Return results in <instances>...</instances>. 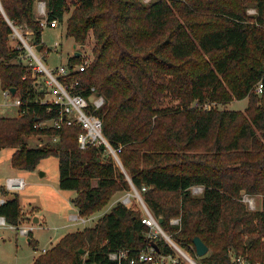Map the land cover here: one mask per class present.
<instances>
[{
	"label": "trees",
	"instance_id": "trees-1",
	"mask_svg": "<svg viewBox=\"0 0 264 264\" xmlns=\"http://www.w3.org/2000/svg\"><path fill=\"white\" fill-rule=\"evenodd\" d=\"M39 1L46 3L48 22L63 23L70 13L66 31L76 44L85 48L92 34L93 60L76 89L89 97L94 87L104 97L96 114L122 165L103 144L80 149L79 127L40 126L57 118L60 107L41 102L22 42L10 46L14 28L26 26L31 44L44 51L34 11ZM0 3V84L4 91L15 88L21 102L18 117H0V150H13V168L31 171L57 157L59 187L76 192L82 217L135 186L152 214L163 218V230L198 264H235L231 251L264 264V89L255 92L264 84V0ZM250 8L257 13L249 14ZM80 61L73 55L69 64ZM244 99V111L212 106ZM32 136L57 140L30 147ZM195 186L203 187L199 196L191 192ZM0 193L6 198L0 216L19 226L18 193L4 187ZM242 193L261 195L262 210H249ZM173 217L179 225L170 223ZM197 236L209 247L202 257ZM149 247L176 255L138 210L118 202L93 227L66 234L33 264H120L112 252L128 250L131 258Z\"/></svg>",
	"mask_w": 264,
	"mask_h": 264
},
{
	"label": "rangeland",
	"instance_id": "rangeland-1",
	"mask_svg": "<svg viewBox=\"0 0 264 264\" xmlns=\"http://www.w3.org/2000/svg\"><path fill=\"white\" fill-rule=\"evenodd\" d=\"M68 1L72 2V0ZM142 1L148 4L154 0ZM73 9L74 7H71V11ZM34 11L35 17L40 20V22H42L43 19H46V17L41 16L38 13L37 4L35 5ZM69 16L70 13H67L63 23L58 24L54 28L49 25H43L42 42L45 49L44 51H38L35 46L36 54L50 69H56L59 66L67 65L78 67L83 60H88L89 64L93 60L91 49L95 44V40L92 34L90 33L89 35L86 47L80 49V45L76 44L72 37L67 36V19ZM31 38L32 31L26 26L20 30L16 29V32L14 31V37H12L10 41V46L12 48H18V41L22 42L23 39L32 45ZM74 45H76V49H74ZM75 51H80L83 54L81 61L79 63L70 62L71 64H69V60L73 57ZM22 54L25 57L27 56V60H25L24 63L29 64L28 53L25 54L22 52ZM33 75V77H35L40 83L38 90L41 92L42 98H46L45 93L47 92V87L45 86L44 77L39 74ZM77 78L82 79L80 75H77ZM168 101L169 99H166V102ZM19 104V98L12 94L6 96L0 84V117H18ZM212 106H217L220 109L226 108L229 110L244 111L248 106V100H233L224 105L213 103ZM51 125V121H45L42 123V126ZM56 140L57 138L51 140L46 136H32L28 139V145L30 147H38L48 143H54ZM10 149L11 148H4L0 150V189L4 187L9 192L18 193L21 212L24 217L17 227H11L10 225L0 223V264H33L34 260L39 255L53 248L66 234L81 231L85 227H93L101 217L108 213L113 206L118 203V201L123 202V199L129 194L131 195V202H127L125 205L138 210L141 215L144 213L141 205V199L144 201L143 195L138 189L132 188L130 191L115 193L101 210H98L89 216H81L86 221L85 223L74 221L71 216L79 215L78 208L73 202L77 194L75 191L60 189L58 158L54 156L44 158L39 162L37 167L31 171L19 170L12 167L11 155L13 151ZM42 172L45 173V176L42 175ZM10 178H22L24 180V187L19 190H9L7 187V181ZM191 192L194 196H199L202 193L197 189L191 190ZM250 196L256 201L255 210H262L263 197L261 195ZM35 217L39 219L38 223L34 222ZM177 218L178 217L171 218L170 223ZM171 224L175 225L173 223ZM22 228L27 229L29 232L27 234H22ZM157 232L160 238L164 239L167 244H170L157 229H151L153 235ZM166 235L169 236L167 233ZM30 239L32 241H30ZM170 239L172 240L171 237ZM179 248L189 257L194 259L188 251L180 246ZM175 254L176 258H179L182 264H190V261L186 259L180 251L176 250Z\"/></svg>",
	"mask_w": 264,
	"mask_h": 264
},
{
	"label": "built area",
	"instance_id": "built-area-1",
	"mask_svg": "<svg viewBox=\"0 0 264 264\" xmlns=\"http://www.w3.org/2000/svg\"><path fill=\"white\" fill-rule=\"evenodd\" d=\"M38 13L41 16L46 17L41 22V25H49L54 28L58 25L57 21L48 22L47 12H46V3L44 1H39L37 3ZM249 14H256V9H248ZM16 32V28H14ZM18 33V32H17ZM23 47L27 50L30 59V66L33 70V73L36 75H41L44 77L45 86L47 87V92L45 93L46 98H42V103H52L60 107V114L57 118L49 120L52 122V127L61 128L62 126H75L80 128V133L78 135V144L80 149H86L91 145H105L108 151L115 157L118 156V150L113 149L108 140L103 134V123L101 118L96 114L104 104V97L98 95L94 87H91V95L86 97L80 91H77V85L80 83L81 79L77 78V75L85 72L89 66L88 60H83L78 67L76 66H59L56 69L48 68L42 59L36 54L35 46L30 45L24 39L22 40ZM83 56V54H82ZM81 56V57H82ZM45 58V57H43ZM37 81L36 86H39ZM264 89L263 82H259L255 87V92L257 94H262ZM5 95L8 96L11 94L10 90L4 91ZM49 97V98H48ZM20 102V99H19ZM21 104V102H20ZM19 104V106H20ZM37 126V125H36ZM42 126V123L40 124ZM117 160V159H116ZM118 161V160H117ZM12 180H20L18 185H11ZM8 189H21L24 187V180L22 178H10L7 181ZM133 189H136L135 186H132ZM203 191L202 186H195L192 190ZM143 191L146 188L142 189ZM138 193V192H137ZM130 194L123 199V203L131 202ZM140 196V195H139ZM141 199V198H140ZM242 202L247 204L249 210L256 209L255 199L248 195H242ZM4 203V200L0 201V205ZM141 205L144 213L142 214V222L146 224L150 229H157L161 233L169 245L176 251H180L186 259L190 261V264H198L194 259L189 257L184 253L179 246L173 242L169 236L163 231L162 227L158 222V218L155 217L152 212L149 210L145 202L141 199ZM74 221H81L85 223L86 221L80 215L71 216ZM1 224H6L5 219L2 217L0 219ZM173 224L179 225L180 218L172 220ZM29 231L22 228L21 233L27 234ZM158 232L154 235L157 236ZM231 260L235 264H262L260 262H253L248 255L242 253H237L235 251L230 252ZM110 258L113 260H118L120 264L123 260H128L129 264H135L139 262H150L152 264H182L179 258L172 255L160 254L156 251L154 247H149L145 250L140 251L135 257H128V250H119L118 252H112Z\"/></svg>",
	"mask_w": 264,
	"mask_h": 264
},
{
	"label": "water",
	"instance_id": "water-1",
	"mask_svg": "<svg viewBox=\"0 0 264 264\" xmlns=\"http://www.w3.org/2000/svg\"><path fill=\"white\" fill-rule=\"evenodd\" d=\"M0 9H2L1 3H0ZM83 48H84V46L80 45V49H83ZM74 49H76V45H74ZM36 50L41 51L42 50V45L36 46ZM73 55L75 57L79 58V57L82 56V53L80 51H75ZM10 91H11L12 95H14L16 93L15 88H11ZM114 158L118 160V163L120 165H122L121 162H120L119 157L115 156ZM42 175L45 176V173L42 172ZM34 222L38 223L39 219L37 217H35L34 218ZM158 222H159V224H161L163 222V218H161V217L158 218ZM194 245H195V248H196L197 255L199 257L205 256L206 254L209 253V247L204 243V241L200 237L197 236V237L194 238ZM80 251L83 252L82 249Z\"/></svg>",
	"mask_w": 264,
	"mask_h": 264
},
{
	"label": "crops",
	"instance_id": "crops-1",
	"mask_svg": "<svg viewBox=\"0 0 264 264\" xmlns=\"http://www.w3.org/2000/svg\"><path fill=\"white\" fill-rule=\"evenodd\" d=\"M42 99V98H41ZM8 149V148H7ZM11 150V149H10ZM13 151V150H12ZM1 200H4V202H5V200H6V198L5 197H3L2 195L0 196V201ZM119 202V201H118ZM2 217L0 216V219H1ZM6 222V221H5ZM7 224V223H6ZM8 225V224H7ZM12 227V226H11Z\"/></svg>",
	"mask_w": 264,
	"mask_h": 264
},
{
	"label": "bare ground",
	"instance_id": "bare-ground-1",
	"mask_svg": "<svg viewBox=\"0 0 264 264\" xmlns=\"http://www.w3.org/2000/svg\"><path fill=\"white\" fill-rule=\"evenodd\" d=\"M19 181H20V180H18V181H17V180H12V181H11V185H14V184L18 185L17 182H19Z\"/></svg>",
	"mask_w": 264,
	"mask_h": 264
}]
</instances>
